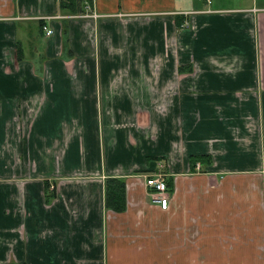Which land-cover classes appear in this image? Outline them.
Segmentation results:
<instances>
[{
    "label": "crops",
    "instance_id": "1",
    "mask_svg": "<svg viewBox=\"0 0 264 264\" xmlns=\"http://www.w3.org/2000/svg\"><path fill=\"white\" fill-rule=\"evenodd\" d=\"M87 11L0 0V264H264V0Z\"/></svg>",
    "mask_w": 264,
    "mask_h": 264
},
{
    "label": "trees",
    "instance_id": "2",
    "mask_svg": "<svg viewBox=\"0 0 264 264\" xmlns=\"http://www.w3.org/2000/svg\"><path fill=\"white\" fill-rule=\"evenodd\" d=\"M93 0H59V9L66 15H84L92 6ZM192 167L195 169L198 162L210 163L207 156H192ZM169 189V183L167 182ZM54 195H52L53 197ZM125 182L122 179L111 178L106 182V206L115 212H123L126 207Z\"/></svg>",
    "mask_w": 264,
    "mask_h": 264
},
{
    "label": "built area",
    "instance_id": "3",
    "mask_svg": "<svg viewBox=\"0 0 264 264\" xmlns=\"http://www.w3.org/2000/svg\"><path fill=\"white\" fill-rule=\"evenodd\" d=\"M52 34V30H47L48 36ZM197 169L199 170V165L197 166ZM146 185L150 190H152L151 193L154 202L160 204L162 209H167L169 203V193L166 183V175L160 171L155 172L153 175L147 177Z\"/></svg>",
    "mask_w": 264,
    "mask_h": 264
},
{
    "label": "rangeland",
    "instance_id": "4",
    "mask_svg": "<svg viewBox=\"0 0 264 264\" xmlns=\"http://www.w3.org/2000/svg\"><path fill=\"white\" fill-rule=\"evenodd\" d=\"M260 2H261V0H260ZM161 170H162L161 172H163V173H164V171H163V169H162V168H161Z\"/></svg>",
    "mask_w": 264,
    "mask_h": 264
}]
</instances>
